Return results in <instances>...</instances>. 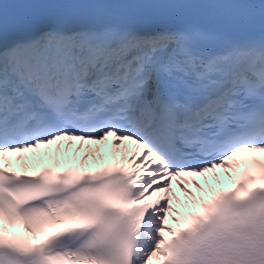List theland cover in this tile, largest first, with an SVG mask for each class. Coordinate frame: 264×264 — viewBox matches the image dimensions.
I'll use <instances>...</instances> for the list:
<instances>
[{"label": "snow or ice", "instance_id": "obj_1", "mask_svg": "<svg viewBox=\"0 0 264 264\" xmlns=\"http://www.w3.org/2000/svg\"><path fill=\"white\" fill-rule=\"evenodd\" d=\"M0 264H264V0H0Z\"/></svg>", "mask_w": 264, "mask_h": 264}, {"label": "bare ground", "instance_id": "obj_2", "mask_svg": "<svg viewBox=\"0 0 264 264\" xmlns=\"http://www.w3.org/2000/svg\"><path fill=\"white\" fill-rule=\"evenodd\" d=\"M96 147L97 146H95V145L89 146L86 144L84 146V148L80 149L79 151H77L75 146L71 150L66 151L67 146L62 145L60 152H59V159L61 161V164H64V163L70 162V161H76V162L82 163L84 166L89 168L90 166L96 164V162L93 159V156L89 154V153H94ZM41 151H48V150L42 149ZM51 153H52L53 157H55L57 155L56 151H52V149H51ZM85 156H88L87 161H84ZM47 161L49 163L55 165L54 160L49 159Z\"/></svg>", "mask_w": 264, "mask_h": 264}]
</instances>
